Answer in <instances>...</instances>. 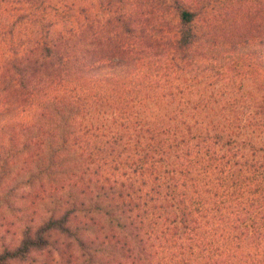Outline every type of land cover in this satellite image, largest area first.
Wrapping results in <instances>:
<instances>
[{
	"label": "trees",
	"instance_id": "1",
	"mask_svg": "<svg viewBox=\"0 0 264 264\" xmlns=\"http://www.w3.org/2000/svg\"><path fill=\"white\" fill-rule=\"evenodd\" d=\"M18 4L0 264H264V0H138L108 33Z\"/></svg>",
	"mask_w": 264,
	"mask_h": 264
},
{
	"label": "rangeland",
	"instance_id": "2",
	"mask_svg": "<svg viewBox=\"0 0 264 264\" xmlns=\"http://www.w3.org/2000/svg\"><path fill=\"white\" fill-rule=\"evenodd\" d=\"M138 0H67L69 3L76 5V18L78 22L73 21L74 24H80L83 28H87L88 32L99 31L108 33L116 30L120 24V19L130 20L131 17L138 14H144L145 9L142 5H137ZM53 3H58L59 0H51ZM18 0H0V70L5 67L4 64L8 62L14 51L15 37L17 34V26L15 24L19 8ZM50 18H56L54 28H62L61 24L57 23L59 18L50 12ZM117 22V23H116ZM116 23V24H115ZM115 24V25H114ZM93 26V27H92ZM92 27V28H91ZM1 72V71H0ZM231 74L221 78L215 84L213 91L207 92V95L220 97L222 95L230 96L226 93L216 90L222 82L229 83ZM233 93L232 95H234ZM8 226L0 227V230L6 231ZM14 231V230H13ZM11 231L9 232V234Z\"/></svg>",
	"mask_w": 264,
	"mask_h": 264
}]
</instances>
